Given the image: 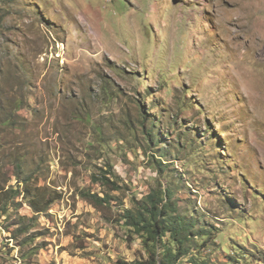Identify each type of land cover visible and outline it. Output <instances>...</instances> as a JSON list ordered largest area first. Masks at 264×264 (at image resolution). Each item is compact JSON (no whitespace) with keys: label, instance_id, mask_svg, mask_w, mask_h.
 <instances>
[{"label":"rangeland","instance_id":"374dc122","mask_svg":"<svg viewBox=\"0 0 264 264\" xmlns=\"http://www.w3.org/2000/svg\"><path fill=\"white\" fill-rule=\"evenodd\" d=\"M168 188L183 264H264V0H0V264L141 260Z\"/></svg>","mask_w":264,"mask_h":264},{"label":"trees","instance_id":"16d2710c","mask_svg":"<svg viewBox=\"0 0 264 264\" xmlns=\"http://www.w3.org/2000/svg\"><path fill=\"white\" fill-rule=\"evenodd\" d=\"M94 178L99 183L110 185L112 187L110 189H117L115 182L105 174L96 175ZM27 189L29 191V187ZM172 195L169 188L163 191L154 189L145 196L144 203L137 205L136 210L132 208L124 210L121 217L124 219L123 224L141 235L147 254L141 260L129 262L117 260L115 264H183L181 257L190 251L184 244L205 233L197 232L195 220L187 218L177 210ZM83 197L95 206L102 205L108 200L107 197H100L89 191L84 192ZM30 201L35 212L47 210L53 202L52 199H47L40 203L35 198ZM167 234V238H164ZM187 261L190 264H201L194 256H190Z\"/></svg>","mask_w":264,"mask_h":264}]
</instances>
